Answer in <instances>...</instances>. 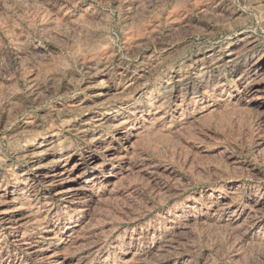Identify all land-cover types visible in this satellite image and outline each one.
<instances>
[{
    "label": "rangeland",
    "instance_id": "374dc122",
    "mask_svg": "<svg viewBox=\"0 0 264 264\" xmlns=\"http://www.w3.org/2000/svg\"><path fill=\"white\" fill-rule=\"evenodd\" d=\"M0 264H264V0H0Z\"/></svg>",
    "mask_w": 264,
    "mask_h": 264
},
{
    "label": "bare ground",
    "instance_id": "6f19581e",
    "mask_svg": "<svg viewBox=\"0 0 264 264\" xmlns=\"http://www.w3.org/2000/svg\"><path fill=\"white\" fill-rule=\"evenodd\" d=\"M237 58V57H236ZM235 59V58H234ZM233 60V59H232ZM237 60V59H236ZM235 61V60H234ZM245 62V61H244ZM246 63V62H245ZM236 65V64H235ZM239 65V64H238ZM138 111H139V109H138ZM68 158V157H67Z\"/></svg>",
    "mask_w": 264,
    "mask_h": 264
}]
</instances>
